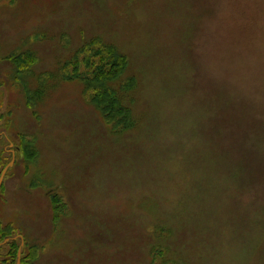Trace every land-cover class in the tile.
<instances>
[{
  "label": "rangeland",
  "instance_id": "obj_1",
  "mask_svg": "<svg viewBox=\"0 0 264 264\" xmlns=\"http://www.w3.org/2000/svg\"><path fill=\"white\" fill-rule=\"evenodd\" d=\"M107 45L128 59L107 84L125 132L94 105ZM9 165L0 222L24 264H264V0H0Z\"/></svg>",
  "mask_w": 264,
  "mask_h": 264
},
{
  "label": "trees",
  "instance_id": "obj_2",
  "mask_svg": "<svg viewBox=\"0 0 264 264\" xmlns=\"http://www.w3.org/2000/svg\"><path fill=\"white\" fill-rule=\"evenodd\" d=\"M100 43L101 42L99 40H93L88 44H84L83 47L80 49V52L92 47L94 49L96 46H99ZM103 48L106 52L104 54H102L103 52H99L100 54L97 58H100V60L97 64H88L85 59L83 60V62H86V65L89 67L96 65L92 82L95 84V89L99 90V93L94 100V105L101 112L104 120L108 125H113V129L115 130H118L120 127L123 126V128H125L123 132H125L127 130H130V125H133L134 121L132 112L131 110L129 111L127 108L122 106L121 101L116 95L117 91L108 86L107 84L116 82L120 79L121 75L124 74L127 68L128 59L124 54L119 53L117 49L111 45H107V47L103 46ZM10 59L14 62L17 73L31 71L33 66L36 64V59L34 55L28 52L20 53L15 56L12 55L10 56ZM75 59L73 58L70 62H67L65 67L71 65L75 61ZM134 85L135 79L131 77L125 83V85L122 84L121 88H132L134 87ZM30 92L31 91H27L26 93L28 105H30L29 102L31 100V97L32 99L34 98V93ZM35 93L37 94L38 92ZM20 149L22 151V154L28 157L29 161L36 162L38 160L39 152L35 148V146L29 152H27L29 146L18 148V151ZM60 202L61 201L59 197H53V206L56 210L57 215L59 210L63 209L64 207H58L59 205H61ZM13 232L14 228H12L11 225L3 226V224L0 222V243H4L6 241L5 239H10ZM21 242L22 241L10 240L5 245V247L9 248V251L7 253L8 259L5 261L6 264H17L18 253L21 249ZM25 249L26 245L23 249H21V264H24L27 259L26 257L23 258Z\"/></svg>",
  "mask_w": 264,
  "mask_h": 264
},
{
  "label": "water",
  "instance_id": "obj_3",
  "mask_svg": "<svg viewBox=\"0 0 264 264\" xmlns=\"http://www.w3.org/2000/svg\"><path fill=\"white\" fill-rule=\"evenodd\" d=\"M10 165H12V164H10ZM10 165L7 166V167L4 169V171L2 172V175H1V177H0V190H1V188H2V184H3L4 178H5L6 172H7V170L11 167ZM6 243H8V240H6L4 243H0V246H1L2 244L5 245ZM24 246H25V244H24V241L22 240L21 249H23ZM21 249L19 250V253H18L17 264H21Z\"/></svg>",
  "mask_w": 264,
  "mask_h": 264
}]
</instances>
